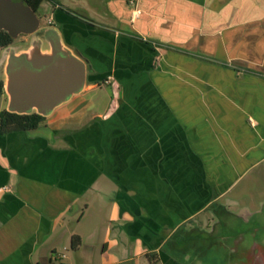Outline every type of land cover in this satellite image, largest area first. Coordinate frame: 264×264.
Masks as SVG:
<instances>
[{
    "label": "crops",
    "instance_id": "obj_1",
    "mask_svg": "<svg viewBox=\"0 0 264 264\" xmlns=\"http://www.w3.org/2000/svg\"><path fill=\"white\" fill-rule=\"evenodd\" d=\"M56 1L45 19L90 69L36 129L0 137V264L248 251L264 221V0Z\"/></svg>",
    "mask_w": 264,
    "mask_h": 264
},
{
    "label": "water",
    "instance_id": "obj_2",
    "mask_svg": "<svg viewBox=\"0 0 264 264\" xmlns=\"http://www.w3.org/2000/svg\"><path fill=\"white\" fill-rule=\"evenodd\" d=\"M39 28L40 19L32 8L22 2L0 0V31L13 40L31 37L29 45L18 51L12 44L1 49L0 71L8 112L45 117L85 86L89 66L63 47L57 30Z\"/></svg>",
    "mask_w": 264,
    "mask_h": 264
},
{
    "label": "rangeland",
    "instance_id": "obj_3",
    "mask_svg": "<svg viewBox=\"0 0 264 264\" xmlns=\"http://www.w3.org/2000/svg\"><path fill=\"white\" fill-rule=\"evenodd\" d=\"M74 0H62V2L66 5L69 6L70 8H76V6L73 5ZM47 15V13H46ZM44 12H42L41 10L39 11V19H40V28L39 30H41L44 27H48L49 24L47 23V20L45 19ZM30 38L29 36H18L17 38H15L13 40L12 46L13 48L18 51L19 49L23 48V47H27L30 43ZM39 38L41 39V34L39 32ZM2 57V53H1V49H0V59ZM0 76H2V71H0ZM103 91L107 92H111V88L107 87V86H103ZM0 105H4V98H0ZM252 193L248 194L245 198H241V202L250 205V207H253V209H257L256 207L258 206V204H260V198L261 196L258 195V191L256 188H251ZM108 197V195L106 196V198H104L105 202L108 203L109 200H106ZM93 206V205H91ZM105 206H110V204H106ZM264 216V215H263ZM261 222V223H260ZM259 231L257 232V237H255V234H252L251 230L247 231L244 235L245 239H244V244L245 246H249L253 241H258V240H264V221H261L259 219ZM262 225V226H261ZM251 227V225H250ZM257 229V230H258ZM99 247V246H98ZM67 252L70 253L71 248L67 246ZM65 253V252H64ZM219 255V254H218ZM233 256H236V254H233ZM205 264H222L223 263V259L221 258H213V259H205L202 260Z\"/></svg>",
    "mask_w": 264,
    "mask_h": 264
},
{
    "label": "trees",
    "instance_id": "obj_4",
    "mask_svg": "<svg viewBox=\"0 0 264 264\" xmlns=\"http://www.w3.org/2000/svg\"><path fill=\"white\" fill-rule=\"evenodd\" d=\"M42 0H37L35 7L37 8ZM54 5L57 4L56 0H51ZM13 43V39L4 31H0V49H3ZM2 90V82L0 81V94ZM44 120V117L36 114L19 115L8 112L6 110L0 111V137L11 132H22L36 129L39 124ZM80 239L73 236L70 241V248L75 249L79 246Z\"/></svg>",
    "mask_w": 264,
    "mask_h": 264
},
{
    "label": "flooded vegetation",
    "instance_id": "obj_5",
    "mask_svg": "<svg viewBox=\"0 0 264 264\" xmlns=\"http://www.w3.org/2000/svg\"><path fill=\"white\" fill-rule=\"evenodd\" d=\"M12 1L22 2L24 5L29 6L34 10L37 16L40 10L46 15L50 10V5H54L51 0H42L37 8L35 7L37 0ZM248 247L249 249L246 252L235 251L231 253L226 259V264H264V240L254 241V243L252 242ZM233 254H236V256H233Z\"/></svg>",
    "mask_w": 264,
    "mask_h": 264
}]
</instances>
